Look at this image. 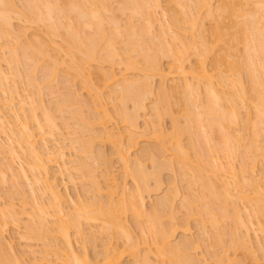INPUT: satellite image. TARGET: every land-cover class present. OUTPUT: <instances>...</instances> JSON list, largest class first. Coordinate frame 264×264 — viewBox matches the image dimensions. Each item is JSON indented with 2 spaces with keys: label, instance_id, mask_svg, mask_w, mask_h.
<instances>
[{
  "label": "bare ground",
  "instance_id": "bare-ground-1",
  "mask_svg": "<svg viewBox=\"0 0 264 264\" xmlns=\"http://www.w3.org/2000/svg\"><path fill=\"white\" fill-rule=\"evenodd\" d=\"M20 1L23 2V7L22 5L21 7L22 9L24 8V12L23 10H21V12L19 13L23 15L24 19L22 15L17 12V8H15L16 5L13 1L0 0V35H2L1 37L5 38V42H3L2 46L0 45V51L2 56H8L7 59L1 57L2 59L0 60V62L2 60H5L4 62L7 63V71H4L3 68L1 69L0 66V90H2L0 92L3 93V95L6 93L5 91H7L6 88L8 86L5 85H7V80L10 74L15 76L17 80H25L27 84L32 88L39 86L38 89H40V87L43 88L44 86L45 88L47 86L49 87L51 80L49 81L48 79H54L57 71L59 69L60 71L63 70V72L65 71L68 74L72 75H69L71 79L73 77L74 80L77 79L76 81L79 80L81 84L84 85L83 88H85V90L88 92L89 100L93 99V107L100 108L98 113H96L99 114L100 117L97 119H93L91 123L88 122L89 120L87 121L88 117H85L86 115H84V112H82L83 109L78 106L79 103L81 104V106H85L87 104L88 109H91V101L89 102L88 100H85L87 103L83 101L85 102V105H82L83 102L76 101V103L79 102L77 103V106L83 113V116L79 110L74 112L75 110H77V107L75 106L76 103L71 104L68 101V99L70 98L69 94L65 95L68 97H63V99L65 98L64 100L61 99L63 101L61 102L63 106H71V110L72 107L76 108H73L72 110L76 115L73 114V112L68 111L69 113H71L70 115L68 113V117L71 116L72 119L74 118V115L78 117V120L76 118L75 120H73L74 122L77 120L75 123L73 122L75 124V127L76 123L78 124V122L81 120L77 126L79 127L80 124H82L80 128H77L81 130L83 124H87L86 127L90 129V126H92L95 121L110 117L108 107L109 102L101 100L102 91H99L100 87L96 88L92 83L91 85H89V76L93 75V73L91 72L92 70L89 69L91 67L90 64H92V62L94 61L99 63L108 62V59H110V62L112 60L113 63H116L118 59L117 56L119 57V55H121V51L116 49V41H113L114 37H111L110 35L113 34L114 36H119L123 33V30L127 31V33H125L127 34L130 42L126 41V44L129 43L130 45H128V47H126V49L123 51V53H126V56L128 57L125 60L128 61V54H131L129 52H133L138 49L139 52L143 53L141 57H143L142 60L145 62V66L138 69V74L136 76L135 74H133L134 76H131L132 78H127L125 73L121 71L119 74H114L113 72L105 73L104 71L100 70L99 72L94 73L95 78L98 79L99 82L103 84V86H113L111 87L113 89V93L112 90L110 93L116 94L114 93V91L118 92L122 104L131 101L133 104H135L134 106L139 107L137 110L143 107L144 104L142 101L144 100L147 92V95L150 94L151 85H153L151 83H153L152 81L155 77L160 81V87L158 89V91L160 90L161 92H158L159 95H162L159 96V98L161 99L160 102L165 103L167 106V104H169L167 101L168 97L170 98L173 97V95H179L181 93L182 98L180 99L182 100L180 101V103L182 102L184 107L188 106L187 104L195 107L194 109L196 110H193V114L189 113L188 109H186V112H188V114L185 115L187 116V119H184V121H186L185 125L182 128L177 126L178 122L174 119V121L172 122V128L174 132L172 131L171 135H164L165 130L159 124L155 125V127L154 125H152V129H150L151 133L147 132L148 134H152V136H155L158 144L160 142L158 146L160 147V151H162L161 155L163 156V153H166L164 158L160 156V153L158 151L157 153L155 150H153V147V149L144 147V150L142 149L143 152L140 151L141 155L148 158L151 165L155 166V168H153L154 170L167 167L168 170L173 171V169H175L174 164L177 162L179 164L177 166L178 169H180L181 172L184 175L188 176L189 179H191L193 182H197L200 185L201 190H203L202 195L205 193V196L203 195L202 198L199 197L200 200H204V202L202 203H198V201L200 202V200L197 195V197H195L198 199L194 198V201L198 200L197 202L192 201L193 199L190 200L191 198H187V200L184 198V200H181V204L187 201L186 203L188 204L186 205L188 206V208L187 206H185L187 214L197 213L200 215V213L203 211L204 213L201 215L205 214L204 218H208V221L214 228L218 227V220L220 217H218L213 209L210 208L209 203L212 200L221 201L222 199V201L224 202V206L220 207L221 209L219 208L221 210H219L221 216L220 219H224L228 216L230 219V217L232 216L231 219H233L235 222V227L232 232H230L232 240L235 241L234 243H236L237 240V243H239L238 245L236 243L237 247L241 246V249L246 248L247 250L249 246L247 247L246 242L249 240L247 237H249L248 234L250 235L249 232L251 231L250 227H252V225L248 223V220L250 221L249 218L247 221L245 220L248 216L252 217L254 215L253 213L256 212L258 213H256V215H260L261 213V215L263 214L264 217V209L262 207V205L264 204V172H261V174L263 175H259L262 178L256 177V170L254 169L256 168L257 164L259 162H262L263 160L258 161L259 157L256 158L255 155L258 150L256 151V153L255 151H253L256 158L255 160L258 162L257 164L255 163L256 166L253 163V167L251 169H248V163L246 165V163L244 162L247 168H245L243 163L244 167H242L245 169L239 168L240 171L237 172V168L235 170L236 166H233L234 160L232 159L237 158V148L241 145V141L238 142L240 138V135L238 133L239 129L237 133L235 130L242 126L241 125L238 127V125L241 124L240 122L243 121L240 115V108L243 105L252 110V116L249 115L251 113L247 112L249 116L247 117V120L245 119L249 127L245 123L243 124L246 125H244L245 128L248 127V130L250 129V131L252 130V132L255 131L252 134V136L254 135L255 137V140L253 139V141H256V137H259L262 132L264 135V72L263 74L261 73L262 75L260 74L259 76L258 74L256 76L255 69H253L252 67V65L256 64L255 62H259L262 65L264 64V0H197L196 4H198V7L196 6L195 11L191 10V6L189 5V7L186 4L189 3V0H180L182 1L181 3H178L177 1L175 2V5L179 8V12L183 11V13H180L183 16L184 23L187 24V26L181 29V32L177 31L179 29L176 30L174 27L173 28L176 31L173 28L170 29V23L168 24L169 26L167 25V23L165 24L166 30H163V28L161 27L163 26L162 24L164 22H159L161 18H158V11L156 12V9H160V0H118V2L120 3H118L119 9L117 8V11H122V13L124 11H128V13H130L131 15L128 19V21H130L128 23L126 22L127 24H125L126 26L124 27V24H122L123 28L121 25L122 22L120 23V20L118 21V18L116 19L115 15H113L114 13H110L109 11V6L111 5V3L109 5V2L111 0ZM214 3H216V5L212 6V4ZM186 5L189 9L185 7ZM109 13L110 18L108 17ZM19 15H21L22 17L21 20L30 24H44L45 26H43L44 28L46 27L45 29L47 31V37H43L39 35V33H35L33 34L34 36H30V39L27 35L25 26H20L22 28L19 27L20 29L16 28L15 30L12 27L13 25L11 20L15 19L13 17H16L20 20L21 17L19 18ZM136 16H140V19L144 20L145 26L142 27L143 29H140L139 27L138 29L137 27H135L136 25L133 22L134 20L131 21V17ZM162 16H164V14ZM63 20H65L66 22ZM106 20L109 22V24L111 23L110 26L112 29V34L110 33V35H108L109 32L105 33L106 29L103 26ZM207 20H212V26L211 28L209 27L210 31L208 30L209 32H207L208 35L203 33V31L205 30L203 29V26L205 25L204 22ZM156 23L159 24L158 28H161V31L158 30L160 31V33L157 32V35L159 37H156H158V40L155 38L153 33L155 31L153 30V28L155 27ZM175 23L177 24L178 20L173 18V20L171 21V25ZM86 28L89 29L90 32L92 30L93 34L89 32L87 34L90 35H86ZM151 29L153 30V32L151 31ZM144 30H146V32ZM149 33H151V36H153L155 39L153 40V37H151L150 39L153 41L150 40V42L145 43L149 39H146L145 41V39H142V37L144 35L150 36ZM56 37L60 38V44L56 43ZM155 40L158 41L155 43L156 45L158 43V47L152 46ZM144 43L145 46L146 44H148L146 47L143 46L146 50H144L142 47ZM238 43H243V49L245 48L247 52V54L246 52L244 53L246 54V57L244 58L243 56L241 62L244 59L245 63L244 61L242 63L243 67L245 68H243V71L246 72L244 73L246 74V78H248L247 81H249V83L247 84V87L250 85L249 88H246V86L243 85L239 78L240 76L237 75L239 74L237 70L240 68H238L239 62L235 63V61H238V57H233L234 59H230V61L227 60L229 59V57L232 58V56L237 55L235 53L239 50V47H237ZM150 44L152 48L154 47V49H159V51L156 50L158 52L157 54L156 52L154 53L153 50V52L151 51L152 48L151 46H149ZM159 44L162 45L161 48L165 47V52L162 49V51H160ZM22 45H24L25 47H22ZM19 47H22V49H19ZM158 54L161 55V58L169 57L167 58L169 59V62L167 63L166 68L162 67L159 58L160 56H158ZM260 55L263 57H261ZM192 56L195 57V64L186 65V62H188ZM131 57L132 55H130V58ZM208 57L209 59L211 58V62L207 66L206 59ZM119 59L121 60V58ZM29 60H33L31 61L32 66L30 65ZM27 61H29V64L27 63ZM132 61H128L129 63L127 65H124V69H136L134 68V63H136V61ZM12 63L17 65L21 63L22 66L25 64L24 66L27 65V67L23 70L24 72L22 71L21 73L19 71L20 69H17V65L15 66V69L11 67ZM41 63L42 65L43 63L46 64L44 70L46 68L45 73H47L48 76L45 74L41 82H39L40 80L37 81L35 79L34 70L31 69L39 64L41 65ZM28 65L30 66V68ZM221 66H224L226 68L223 72H220L218 70V68H220ZM233 69H235L234 72L232 71ZM227 71H230V73L232 72L234 74L236 71L237 74H235V76H232V73L230 75V73L228 72V76ZM230 76L236 78H232L233 80H228L227 78ZM168 78L169 80L171 78L170 82L172 83H168L167 87L165 81L168 80ZM216 78H218L219 80L216 81ZM40 83H42L44 86L42 87ZM3 85L6 88H3ZM217 85H221V88L218 89L217 87L219 86ZM167 88L170 90V93L167 91ZM36 89H34V92ZM91 90H94V94L90 93ZM38 91L39 90H37V92ZM41 91L38 92V95L34 94L35 98L34 96L32 97L31 94H25V97L22 98L21 94H18L16 90L15 92H13L14 95L8 92L6 94H8L9 96L5 94V96L7 97L4 96L3 98V101L5 103L2 101L4 104L2 105L1 103L2 106L0 105V133L4 136L3 138L5 139L2 141L4 142V144L0 141V154L3 152V154L7 153L9 160L12 163V165L10 163H7V165H5L6 163H4V167L2 166L0 168V179L1 181L5 179V175H7V173L10 174V177H6H9L11 179L13 178L12 180H19L20 178H22V180L27 183V186H29L28 192L30 193L29 196H31V198H29L31 201H29L30 204L25 201L22 202L21 200L23 206L21 208L23 210L25 206L27 208V205H23L27 203L29 205L28 207L31 214L26 212L28 209H26V213L22 209L21 211L16 210L13 203H10V201L7 202V205L3 203L5 206H2V204H0V264H25V258L23 259L22 255L21 257H18L19 255L16 256V254L14 253L15 251H13L14 249L12 247V243L4 239V234L8 230L7 228L9 224V221L6 219V217L9 216L10 224L18 228L19 221L21 220L20 215L22 214H26L29 220L28 223L30 222V220L32 221V224H26L27 227L23 225L25 227L24 229H27L31 225L29 227L30 229L28 228L27 230L33 233V235L36 234L37 237L39 236L44 242V248L42 252H40L43 255L40 256L39 260L37 261H43L47 259V256L53 255L54 260H59L60 264H121V260H123L122 258H124L125 256L128 258L129 256L132 259L136 258L135 260H137L138 264H209L207 263V259L203 258V260L201 257L202 261H204L201 263V260L198 261L199 259L197 260L196 257L192 256L193 252L190 253L191 251H196V248L200 247L199 241L203 243V239H201V236H197V239L195 240L194 238L196 237L191 238L190 236L189 239L185 238L188 235L186 234L188 233V229L186 227V229L184 228V231L182 229V233L186 234V236L182 234L183 237L181 239H184L182 241L178 240L177 243L174 244L173 241L176 242V240H172V238H174L173 236H175L174 231H177V225H171L170 227H172V229L169 230L170 227H163V225L158 222L160 215L162 217L165 214L164 209L167 208V210H169L170 208L171 210L173 208L172 204L174 203L172 201L173 199H176V191L178 190L174 188L172 190L173 192L171 191L172 193H174H171V197H169L167 193H165L167 196L165 195L163 197L162 195V199L160 197L159 201L156 200L155 204L152 203L153 207L151 206V208H154L155 206H161V208L158 209H161L164 212L161 210L159 211L155 207L156 210H154L157 212H154L150 208V210L154 212L153 214H151L152 216L149 215L150 213H146V204L144 203L143 194L147 193V191L150 190V187L148 186L149 178L156 181H154L156 188H160V180L158 181V171H151V173H147V170H144V165L142 166L141 164L143 160L141 161L138 158L139 156H134V159L129 157L130 151H132V149L136 145V141L134 140L135 138L131 134L132 132L130 128H136L135 124L137 123V120L135 123V116L138 117V115L136 114L138 112H135L136 110H134L133 113H128V111H126L124 107V104H121L122 106L120 105V107H118L117 109L119 111V116H121V122L126 125L125 127L128 128L127 130L124 127V131L122 130L120 132L117 131L118 133H113L111 129L109 130L104 125V123L98 122V124L101 126V137L99 135V139H101L102 136H104L102 139L105 138L106 140L113 138L114 135H116L117 137V143L115 145L116 147L114 146V151L117 160L121 165V178H123L119 190L116 189L118 185L117 183H115L116 179L111 172L106 173L101 181L97 180V177H91L90 175H88L90 176L87 178L91 190H84L83 192H86L85 194L87 196L91 191L93 192V195H89L88 198L86 197L83 200L81 199V201L78 200V202L76 200V202L74 201L71 204V201H73V199L69 201L70 199L67 196L68 194L66 193V195L65 193H61L58 190L57 185L54 183L53 178L50 176L49 165L52 163L58 165L60 160L62 163V167L64 166L63 168H65L64 170H67L70 173L73 162L71 163V167L67 166L68 163H70L68 160H66L67 153H70L68 149L73 150L74 152L77 149L76 152L80 151L78 154L87 155L88 153L85 150H87L89 146V144H87L89 140H87L86 143V140L85 142L82 141L83 138H80L81 140L79 139V136H77L75 131L77 128L75 129V127L72 126L75 129L72 130L73 128H71L69 126V123H67L70 118L65 119L66 121H63L61 123L67 130L66 135L70 136L68 137V143H64L65 137H61L63 140H61V138H59V140L54 137L55 135L53 132L58 129V123H56L55 121V115L53 119V113H49L51 114V116L48 114L51 109H48L49 111L43 109V104L39 98V93ZM166 91L168 92V94ZM50 93L53 92L50 91ZM93 95H95V97H93ZM177 97L178 96H176V98ZM14 100L16 103L14 102ZM72 100L73 99H71L70 101ZM73 102H75V100ZM196 103H198L199 105H197ZM3 107L5 109L7 108L9 117L6 116L7 114L5 113V111H2ZM60 109L61 108L59 107V112L57 113H61L62 110L60 111ZM67 109L69 110V108ZM241 109L246 108H244L243 106V108ZM38 110L41 111L39 112L41 113L39 115ZM78 113H81V115H77ZM170 113V110L168 108H165L163 111H156V116L157 118H161L165 114ZM40 117L42 120L40 119ZM10 118H12V120ZM28 120H31V122L34 124L37 133H34L31 130ZM149 123L146 122V124ZM98 124H94V126H98ZM68 126L70 128H68ZM82 129L84 130V128ZM85 131L87 132L90 130ZM80 132L82 133V131ZM124 132L126 135H124ZM77 133L79 132L77 131ZM180 133H188V135L194 136L193 138L195 140L199 137L204 138L206 142H208V144L210 143L209 146H212V148L208 147L210 149L206 150L207 153H196L194 162H192L193 160L190 161L187 156L188 154L183 151L180 139L179 137H177L180 135ZM234 133L237 134V138ZM215 135L217 136V138ZM95 137L96 136H94V139ZM124 139L125 141H127L125 142V145ZM214 139L215 144L213 142ZM195 140L192 141L195 142ZM262 141L264 142V140ZM3 145H5V149H3ZM189 145H192V143H190ZM254 145L256 146V144L252 143L253 148ZM252 146L247 148L246 151L252 148ZM219 147L221 148L219 149ZM16 148H18L25 157H22L18 153ZM78 148H80L81 150ZM256 148L257 146L254 148V150ZM89 149L90 147L88 148V150ZM90 151L91 150H89V152ZM155 152L159 155L158 159ZM249 153L250 152L248 151L246 152L247 155ZM251 154L252 153H250V155ZM259 154L260 153H257V156ZM161 157L163 159H160ZM130 158L133 160H131ZM14 160H18L19 164H17L16 161L15 163L17 164V166L15 167L16 169L13 170V164L15 165V163H13ZM158 160H162V162H159ZM174 160L176 161L174 162ZM0 161H2V158ZM262 163L263 164L260 163L261 167H264L262 166L264 165V161ZM81 165L84 168L83 163L80 164V166ZM23 166H25L26 169H28L32 173L31 177L28 176L29 174H27L26 172L28 170H25V167ZM71 170L73 172V168ZM82 175L84 174L80 175L82 178L85 177ZM18 176L20 178H16ZM70 176H68V178ZM127 177H131V180L135 182V184L137 183L136 188L133 190L134 193L133 191H131L132 193L130 192L129 194L126 190L125 179ZM216 180H218V182ZM42 195H47V200H45V198L43 200ZM82 195H84V193H82ZM102 196L104 197V199L102 198L103 200L100 198ZM204 198H206L207 202ZM78 199L80 198L78 197ZM237 200L238 202L239 200L241 201L240 204H242V208H240V204V207H238V205L236 204ZM68 201L69 204H71L70 206H67ZM228 201H231L232 204L231 210H229L231 214H229V212L227 211V207L229 206V204H227ZM261 201L263 202L262 204ZM225 205L228 206L225 207ZM250 207L252 210L250 209ZM253 207L255 208L256 212L253 211ZM247 208L250 211H248ZM150 210L149 212H151ZM170 210L167 211L169 215H171ZM194 210L197 211L194 212ZM249 212H252V214L249 215ZM127 213H130V216L132 215L133 218L137 221L135 225H137V228L139 227L138 230H140V235L143 237L142 243L144 244L143 246L145 249V253L143 252V254H138L139 250L137 246L133 244L131 234L129 230H127ZM243 214L245 215V217L247 215L246 219L243 218ZM261 215L259 217H261ZM153 217H155V219H153ZM147 218H150L152 224ZM169 219L171 220L172 218L169 217ZM262 220L264 221V218H262ZM81 221L86 222V224H94L96 222L98 224L97 227H99V229L101 230V233H103L105 237H109L110 239V241L109 239L104 242L102 241L104 244L101 243L102 246L99 250L101 251V253L98 251L97 253L99 254H95L96 256H94V258L88 256L87 250H85V248L82 249V252L78 253V251H76L72 246V242L70 240L71 234L69 231L72 227H75L76 234L80 239L83 240L82 242H85L86 240L85 235H83V229L81 228ZM144 222H146L147 224L149 222V233L144 229V226H142ZM154 222L157 224L154 225ZM240 227L244 228V230L242 229L244 233H242L243 231L241 230L242 232L240 233L243 234V237L240 236L238 238L237 229H239ZM27 230H25V233L29 234L30 232L27 233ZM144 230L150 236H148ZM261 231L262 229L259 230V232L262 234L263 231ZM145 234L148 236V238H151L150 245H152V247L148 245V238ZM202 234L204 235V233ZM245 236L246 238H244ZM94 237L98 238V236ZM121 238L124 239V243H127L125 245L128 246L118 245V241ZM89 239L96 242L94 238L92 240V237L87 238V240ZM57 240L61 242L62 245L59 246L58 243L54 242ZM111 240H113V243L111 242ZM195 242H198V245ZM3 244L5 245V248L2 247L4 246ZM30 250L31 249H29V251ZM30 253H33V251H30ZM225 254L226 251L223 252V256ZM137 255H141V257H137ZM223 256H221L217 264H222L224 262V257L225 260H228V257L226 255L224 257ZM33 258L32 260L35 261L36 259ZM47 263H49V261Z\"/></svg>",
  "mask_w": 264,
  "mask_h": 264
},
{
  "label": "rangeland",
  "instance_id": "rangeland-1",
  "mask_svg": "<svg viewBox=\"0 0 264 264\" xmlns=\"http://www.w3.org/2000/svg\"><path fill=\"white\" fill-rule=\"evenodd\" d=\"M11 1H13L14 2V4L16 5L15 6V8H17L16 10H17V12L19 13V12H21V10H23L22 9V7H23V2H21L20 0H11ZM120 1V0H119ZM178 1V3L180 2H182V1H180V0H160V9H162V10H158V9H156V12H157V16H158V18L160 19L161 18V20L159 21L160 23H161V21H163L164 23L162 24L163 26H161L162 28H163V30H166L165 28V24L167 23V25L169 24L170 25V29L171 28H175L176 30L177 29H179V30H177V31H179V32H181V29L182 28H184L185 26H187V24L186 23H184V19H183V16H182V14L180 13V12H182L183 13V11H180L179 12V8L175 5V2H177ZM190 2H191V4H190ZM110 3H111V5H110ZM118 3H120V2H118V0H111L110 2H109V11H110V13L111 12H113L114 14L113 15H115V18L117 19L118 18V21L120 20V23H121V25L122 24H124V27L126 26L125 24H127L129 21H128V19H129V16H131L130 15V13H128V11H124L123 13H122V11H120V12H118L117 11V8L119 9V7H118ZM197 3V0H189V3H186L188 6L190 5L191 6V10H193V11H195L196 10V6L198 7V4H196ZM21 5H22V7H21ZM185 6L186 8L188 7V6ZM195 5V6H194ZM213 5H216V3H214V4H212V6ZM189 6V7H190ZM187 9H189V8H187ZM162 11V12H161ZM23 12H24V10H23ZM22 12V13H23ZM110 13H109V18H110ZM19 14H21V13H19ZM24 14V13H23ZM164 14V16H162ZM22 15V14H21ZM21 15H19V18L21 17ZM112 15V16H113ZM215 15H216V12H215ZM117 16V17H116ZM22 17H23V15H22ZM22 17L20 18V20L18 19V18H16V17H13V18H15V19H13V20H11L12 21V27L16 30V28L17 29H20V28H22V27H24L25 26V28H26V31H27V35L29 36V38H30V36H34L33 34H35V33H39V35H41V36H43V37H47V31H46V27L44 28V26L43 25H41L40 23V25L38 24V25H36V24H30V23H28V22H25V21H23V20H21L22 19ZM141 17L139 16H136V17H131V21H133L134 23H135V27H139L140 29H143L142 27H144L145 25V23H144V20L143 19H140ZM173 18H175V19H177L178 20V23L176 24H172L171 25V21L173 20ZM23 19H24V17H23ZM63 21H65V20H63ZM107 21V20H106ZM104 22V28L106 29V31H105V33L106 32H109V34L108 35H110V33L112 34V29H111V23L109 24V22L107 21V22ZM109 21H110V19H109ZM66 22V21H65ZM127 22V23H126ZM214 22V21H213ZM205 23V25L203 26L204 28L203 29H205L204 31H203V33L204 34H206V35H208L207 34V32H209L210 31V29H209V27L211 28V26H212V20L211 21H209V20H207V21H205L204 22ZM168 25V26H169ZM214 25V24H213ZM20 26H22V27H20ZM157 26V27H156ZM158 26H159V24L158 23H156L155 24V27L153 28V30H155L154 32H153V30L151 29V31L154 33V36H155V38L158 40V35H157V32L158 33H160V31H161V28L159 29L158 28ZM20 27V28H19ZM109 27H110V29H111V31H110V29H109ZM122 28H123V25H122ZM138 28V29H139ZM173 28V29H174ZM145 29V28H144ZM147 29V28H146ZM174 29V30H175ZM85 30V29H84ZM83 30V31H84ZM123 30V29H122ZM158 30H160V31H158ZM175 30V31H176ZM209 30V31H208ZM85 31H87V32H85ZM84 32H85V34L86 35H90V34H87V33H89L90 32V30L89 29H87L86 28V30H85ZM145 32H146V30H144ZM46 32V33H45ZM93 31L91 30V32L90 33H92ZM123 33L121 34V35H119V36H114L113 34L112 35H110L111 37H114L113 38V41H116L115 43H116V49H118L119 51H121V55H119V57L117 56V58L119 59V58H121V60L119 59V61H118V59H117V61H116V63H113V61L111 60V62L109 61L110 59H108L107 61L108 62H103V63H99V62H92V64H90L91 65V67L89 68V69H91L90 71L93 73V75L92 76H89V79L90 80H88V82L90 81V84L89 85H91V83L94 85V87H96V88H98V87H100V90L99 91H102V98H101V100H103V101H108L109 103V105H108V107H109V115H110V117L108 118V117H106V118H102L101 120H98V121H95V123L94 124H98V122H101V123H104V125L110 130L111 129V131L113 132V133H116L117 131H124V127L126 126L124 123H122L121 121V116H119V111H118V107H120V105L122 104L121 102L122 101H120V95H119V93L118 92H115L114 91V93H116V94H111L110 92H111V90H112V93H113V89L111 88V87H113V86H103V84H101V82H99V80L98 79H96L95 78V74L94 73H96V72H99V70L100 71H104L105 73L106 72H113L114 74H119L120 73V71L121 72H123V73H125V75L127 76V78L129 77V78H132L131 76H134L133 74H135V76L138 74L137 73V70L138 69H140V68H143L144 66H145V62L142 60V58L143 57H141L142 56V54L143 53H141V52H139V50L138 49H136L135 51H133V52H129V53H131V54H128L129 55V59L132 61V60H135L136 61V63H134L135 64V67L134 68H136V69H124V65L126 64H128L129 62H130V60L128 59V61L127 60H125L126 58H128L126 55V53H123V51L126 49V47H128V45H130L129 43H127L126 44V41L128 42L129 41V38L127 37V31H122ZM126 32V33H125ZM151 32V33H152ZM151 33H149V35L150 36H146V35H144L143 37H142V39H145V41H146V39H149L147 42H145V43H148V42H150V38L151 37H153V36H151L152 34ZM46 34V35H45ZM93 34V33H92ZM125 35H126V37H125ZM2 35H0V45L2 46V44H3V42H5L4 41V37H1ZM156 36H158V37H156ZM205 36V35H204ZM238 36V35H237ZM184 37V36H183ZM57 38V37H56ZM59 38V37H58ZM58 38L57 39H55V41H56V43L57 44H60V38H59V40H58ZM154 37L152 38L153 40L155 39ZM31 39V38H30ZM29 39V40H30ZM160 39V38H159ZM27 40H28V37H27ZM153 40H151V41H153ZM157 40H155L154 41V43L152 44V42H151V44H152V46H155V47H158L157 45H158V43H157V45L155 44L156 42H158ZM130 42V41H129ZM145 43H144V45H142V47L144 46V47H146L148 44H146V46H145ZM151 44L149 45V46H151ZM127 45V46H126ZM161 44H159V47H160V51H164L165 52V47L164 48H161L162 47V45L160 46ZM0 46V47H1ZM24 45H22V47H23ZM152 46H151V48H152ZM22 47L20 48L19 47V49H22ZM25 47V46H24ZM144 47H143V49H144ZM237 47H239V50L235 53V54H237V55H235V56H232V58H230L229 57V59H227V60H229L230 61V59H234L233 57H238V61L236 60L235 61V63H237V62H239L238 63V68H240V69H238L237 71H238V73L239 74H237V72L235 71V74H237L238 76H240L239 78H240V80H241V82L243 83V85L244 86H246V88H249V86L247 87V84L249 83V81H247V79L248 78H246V72L245 71H243V68H245V67H243V61H244V59H243V61L241 62V59H242V57L244 56V58L246 57V54H247V52H246V49L244 50L243 49V43H238V45H237ZM150 48V49H151ZM142 49V50H143ZM162 49V50H161ZM144 50H146V49H144ZM143 50V51H144ZM154 51V53L156 52V54L158 53L157 51H159V49L157 48H155L154 49V47L151 49V51ZM157 50V51H156ZM244 50V51H243ZM101 51V50H100ZM150 51V50H149ZM152 51V52H153ZM99 52V51H98ZM147 52V51H146ZM246 52V54H244ZM100 53H102V52H100ZM162 53V52H161ZM153 54V53H152ZM244 54V55H243ZM0 60L2 59L1 57H4V55L2 56V54H1V51H0ZM97 55H100V54H97ZM96 55V56H97ZM102 55V54H101ZM130 55H132V57L130 58ZM6 56V55H5ZM158 56H160L159 58H160V61H161V65H162V67L163 68H166L167 67V63L169 62V59H167V58H169V57H167V58H165V57H162L161 58V55H159L158 54ZM211 56V55H210ZM261 56V55H260ZM212 57V56H211ZM261 57H263V56H261ZM8 58V56H6V57H4V59H7ZM115 59H116V56H115ZM240 59V60H239ZM211 60V58L209 59V57L206 59V65L208 66L209 65V63L211 62L210 61ZM5 61V60H4ZM3 60L0 62V66H1V69L3 68V70L5 71H7V63H5ZM30 61V60H29ZM29 61H27V63L29 64ZM31 61H33V60H31ZM31 61H30V65L32 66V64H31ZM228 61V62H229ZM232 61V60H231ZM33 63V62H32ZM132 63H133V61H132ZM244 63H245V61H244ZM256 64H254V65H252V67H253V69H255V74H256V76L259 74V76H260V74L262 73L263 74V72H264V64L262 65V64H260L259 62H255ZM195 64V57L194 56H192L191 58H190V60L188 61V62H186V65H194ZM17 64H13L12 63V66L11 67H13L14 69H15V66H16ZM25 65V64H24ZM22 66V64L21 63H19V65H17L16 67H17V69L22 73V71L24 70V69H26V67H27V65L26 66ZM41 65H42V63H41ZM40 64L39 65H37L36 67H34V68H32L31 70H34V76H35V79L37 80V81H39V82H41V80L43 79V76L46 74L47 75V73H45V71H46V68H45V70H44V67H45V65L46 64H44L43 63V65L41 66ZM29 66V65H28ZM261 66V67H260ZM236 67H237V64H236ZM29 68H30V66H29ZM209 68V67H208ZM226 68L224 67V66H221L220 68H218V70L220 71V72H223L224 70H225ZM234 70L235 69H233L232 71L234 72ZM24 72V71H23ZM48 72V71H47ZM228 72L230 73V71H227V74H228ZM241 72V73H240ZM245 72V73H244ZM58 73V74H57ZM57 73H56V76L54 77V79H52V78H50V79H48L49 81L51 80V83H50V85H49V87L47 86L46 88H45V86L42 84V83H40L41 85H42V87L43 88H41L40 87V89H38V87H35V88H32L31 86H29L28 84H27V82L25 81H20V79H16V77L15 76H13V75H11L10 74V76H9V78H8V82H7V85H5V86H8L7 88L6 87H4V85H3V88H6V90L8 91V89H9V93L10 94H12V95H14V93L13 92H15V90H16V92L18 93V94H21V96H22V98H24L25 97V94L26 95H28V94H31L32 95V97L34 96V94L35 95H38V92L39 91H41L40 93H39V95H40V101L42 102V104H43V109H45L46 111H49L48 109H51L50 110V112H48V114L49 113H53V119H54V117H55V121H56V123H58L57 124V126H58V129H56L53 133H54V137L55 138H57V139H59V138H61V137H65L64 138V143H68V137H70V136H67L66 135V132H67V130H66V128H65V126L63 125V124H61L63 121L65 122L66 120L65 119H67V118H70L69 120H68V122L67 123H69V126L71 127V128H73V127H75V122L78 120V117L77 116H75L76 114L74 113V112H76V111H78L79 110V107L78 106H80L81 107V109H83L82 110V112H84V115H86L85 117H88L87 118V121L88 122H91L92 123V121H93V119H97V118H99L100 117V115L99 114H96V113H98V111L100 110V108L99 107H93V105H92V100H89V96H88V92L85 90V88H83V84H81V82L79 81H76L77 79H73V77H72V79H71V77L69 76V75H71V74H68L67 72H63V70L62 71H60V69L57 71ZM232 73V72H231ZM231 73H230V75H231ZM67 74H68V76H67ZM234 73H232V76H235V74L233 75ZM241 74V75H240ZM261 74V75H262ZM48 76V75H47ZM46 76V77H47ZM72 76V75H71ZM228 76H229V74H228ZM237 76V77H238ZM45 77V78H46ZM232 78H236V77H228L227 79L228 80H233ZM46 79V80H47ZM98 80V81H97ZM219 79L218 78H216V81H218ZM166 81H169V82H166ZM165 81V83L167 84V87H168V83L170 84V83H172V82H170L171 81V78H170V80H169V78H168V80H166ZM14 82V83H13ZM153 83H151V84H153V85H151V92H150V94L149 95H147V93H146V95H145V98H144V96H143V98H144V100L142 101L143 102V109L141 108V109H139V110H137L139 107H137V106H134L135 104H133L131 101H128V102H126L125 104H124V107H125V109H126V111H128V113H133L134 112V110H136L135 112H138V113H136L137 115H138V117L137 116H135L136 118H135V123H136V120H137V123L135 124L136 125V128L135 129H133V128H130L131 129V134L134 136V140L136 141V145H135V147L132 149V151H130V156L129 157H131V158H133L134 159V156L135 157H138L141 161H142V166L144 167V170L146 171L147 170V173H151V171H158V181L160 180V188H156V186H155V180L154 179H150L149 178V183H148V186L150 187V192L149 191H147V193H145V194H143V197H144V203L146 204L145 206V209H146V213H150L149 215H151V214H153L154 212H157V211H155L156 209H158V208H161V206L160 207H157V206H155L156 207V209H155V207L154 208H151V206L153 207V204L152 203H154L155 204V202H156V200L157 201H159V199H160V197H161V199L166 195L165 193H167V195L169 196V197H171L170 195H171V193L173 192L172 190L175 188L176 190H178V191H176V199H173V203L174 204H172V209L170 210V208H169V210H170V214L172 215H169V213L167 212V211H169V210H167V208L166 209H164L165 210V214L163 215L162 213V217H161V215H160V218H159V220H158V222H160L162 225H163V227H166V228H169L171 225H173V224H175V226L177 225V231H174V235L175 236H173L174 238H172V240L173 239H175L176 240V242H174L173 241V243L175 244V243H177V241L178 240H183V239H181L183 236H182V232L184 231V228L186 229V227H187V229H188V233H186V234H191V235H187V237H185V238H190V236H191V238L193 237H196V238H194V240L195 239H197V236H201V239H203L202 240V242L203 243H201V241H199V245H200V247H198V248H196V251H191L190 253H192L193 255V257H196V259L198 260V261H200L201 263L202 262H204V261H202V259L203 258H205V259H207V263H209V264H217L218 263V261H219V259L221 258V256H223V252H225L226 251V256L228 257V260H225V255L223 256L224 258V262L222 263V264H264V221L262 220V218H264L263 217V214L261 215V213H260V215H261V217H259L260 215H256V210H255V208L253 209V211H255L256 213H253L254 215L252 216V217H250V216H248L247 217V215H246V217H247V219H246V217H245V213L243 214L244 216H243V218H245L246 220L245 221H247L248 220V218L250 219V221L248 220V223H250L251 225H252V227H250L251 229V231L249 232L250 233V235L248 234V236L249 237H247L249 240L246 242V244H247V250H246V248L245 249H241L240 247H237L236 246V243H237V240H236V243H234L235 241H233L232 240V236L230 235L231 233L230 232H232V230L234 229V227H235V225H234V220L233 219H231V217H230V219H229V216L228 217H225L224 219L222 218V219H220L221 218V216H220V212H219V210L221 209L220 207H222V206H224L223 205V201H222V199H221V201H215V200H212L209 204V206H210V208L211 209H213V211L216 213V215L218 216V217H220L219 218V220H218V222H219V224H218V227H216V228H214L213 226H211V224H210V222L208 221V218H204V215H201V214H203L204 212L202 211H200L201 213H200V215L199 214H197V213H193V214H187V211H186V207L185 206H187L186 204H188V203H186L187 201V198H191L190 200H192V201H194V198H196L197 197V195H198V198L200 197V198H202L203 197V195L205 196V193L202 195V191L203 190H201V187H200V185L196 182H193L191 179H189V177L188 176H186V175H184L182 172H181V170L180 169H178V163L176 164H174L175 165V169H173V171H170V170H168L167 169V167H165V168H158V169H160V170H158L157 168V170H154L153 168H155V166H153V165H151V163H150V161L148 160V158H146V157H143L142 155H141V152H143V150H144V147L145 148H150V149H153V150H155L156 152L158 151L159 153H160V156H162L161 154H162V151H160V147L158 146L159 144H160V142H159V144H158V141L155 139V136L153 135L152 136V134H148V133H151V130L150 129H152V125H154V127H155V125H157V124H159L164 130H165V133H164V135H167L168 136V134H170L171 135V133H172V131L174 132V130H173V128H172V122L174 121V119L178 122V125L177 126H179V127H183L184 125H185V121H184V119L186 118L187 119V116H185V115H187L188 114V112L189 113H192L193 114V110H196V109H194L195 107H193L192 105H189V104H187L188 106H186V107H188V108H186V107H184V105L182 104V102L180 103V101L182 100V99H180V98H182V94L180 93L179 95H173V97H168V99H167V101H168V103L169 104H167V106H166V104L165 103H163V102H160V98H159V96H162V95H159V93L158 92H160V90L158 91V89H159V85H160V81L158 80V78H154L153 79V81H152ZM92 85V86H93ZM217 86H219V85H217ZM216 86V87H217ZM221 86V85H220ZM217 87L218 89H220L221 87ZM51 87V88H50ZM0 88H1V86H0ZM37 88V89H36ZM222 88H223V86H222ZM34 89H36L35 90V92H34ZM168 89V88H167ZM37 90H39L38 92H37ZM0 91H2V90H0ZM7 91H5L6 93H8ZM50 91L51 92H53V93H50ZM168 92L170 91L169 89L167 90ZM166 91V92H167ZM168 92H167V94H168ZM1 93V92H0ZM5 93V94H6ZM90 93L91 94H94V90H91L90 91ZM161 93V92H160ZM170 93V92H169ZM5 94L3 95V93H1L0 94V105H1V103H2V105L5 103L4 101H3V98H4V96H5ZM66 94H69V96H70V100L71 99H73L72 101H70L69 99H68V101L72 104H75L76 103V101H79V102H83V101H91V104H90V107H91V109H88V106H87V104L85 105L84 103L86 102H83L82 103V105H85V106H81V104L79 103V102H77V103H79L78 104V106H77V103L75 104V106L77 107V110H75L74 112L72 111L73 110V108H75V107H72V110H71V106L70 107H67L68 105H62L61 104V102H63L62 100H64L63 99V97H68V96H65ZM6 95H8V94H6ZM110 97H109V96ZM112 95V96H111ZM115 95H117V96H115ZM119 95V96H118ZM170 95H172V94H170ZM169 95V96H170ZM9 96V95H8ZM176 96H181V97H179V99H178V97L176 98ZM5 97H7V96H5ZM74 97V98H73ZM93 97H95V95H93ZM92 97V98H93ZM34 98H35V96H34ZM36 98H37V96H36ZM113 98V99H112ZM142 98V99H143ZM184 98V97H183ZM192 98V97H191ZM243 98H244V96H243ZM245 98H246V96H245ZM62 99V100H61ZM79 99V100H78ZM110 99V100H109ZM75 100V102H73ZM80 100H82V101H80ZM178 100V101H177ZM191 100V99H190ZM4 103H3V102ZM67 101V102H68ZM14 102H15V100H14ZM179 102V103H178ZM16 103V102H15ZM64 103H66V102H64ZM63 103V104H64ZM87 103V102H86ZM184 103V102H183ZM68 104V103H67ZM71 104H69V105H71ZM122 104V105H123ZM142 104V103H141ZM195 104V103H194ZM197 105H199L198 103H196ZM1 105V106H2ZM62 105V106H61ZM121 105V106H122ZM169 105V106H168ZM69 108V110L66 108ZM243 106H244V108H246V109H241V108H243ZM242 107H241V105H240V111H241V117H242V119H243V121L242 122H240L241 124L240 125H238V127L239 126H241L240 128H244V129H240V128H237V130H235L236 131V133L238 132V129H239V135H240V138H239V140H238V142H240L241 141V145L240 146H238V148H237V150H238V152H236L237 154V158H234V159H232V160H234L233 161V166L235 167V170H236V168H237V172H239L240 171V169L242 168V169H245V168H247L246 167V165H247V163H248V169H251L252 167H253V165L256 163H258L255 159L257 158V157H259V159H258V161H261V160H263L264 161V150H263V146H264V142L262 141V140H264V135H263V132H262V134L260 135L259 133H260V131H259V137L257 136L256 137V141H253V139L255 140V137H254V135L252 136V134H253V132H255V131H253L252 132V130L250 131V129L248 130V123H247V117L249 116V115H251L252 116V110L251 109H249V108H247V107H245V105H243ZM45 107V108H44ZM56 107H57V109H56ZM61 108L60 109V111H61V113H57V112H59L58 111V108ZM136 107V108H135ZM4 108V107H3ZM2 108V111L4 112L5 111V113L7 114L6 116H8L9 117V113H7V108L5 109H3ZM47 108V109H46ZM56 109V112H55V109ZM165 108H168L169 110H170V114H165L164 116H162L161 118H157V116H156V111H163ZM76 109V108H75ZM186 109H188V112H186ZM248 109V110H247ZM41 110V109H40ZM40 110H38V115L39 114H41V113H39V112H41ZM199 110V109H198ZM68 111H70V112H73V114H75L73 117V119L71 118V116L70 117H68L71 113H69ZM80 111V110H79ZM118 111V112H117ZM251 111V112H250ZM55 112V113H54ZM81 112V111H80ZM81 112V113H82ZM247 112L248 113H251V114H247ZM68 113H69V115H68ZM81 113H78L77 115H81ZM118 113V114H117ZM135 114V113H134ZM246 114H247V116H246ZM50 116H51V114H49ZM55 115V116H54ZM62 115V116H61ZM82 115H83V113H82ZM83 115V116H84ZM191 115V114H190ZM189 115V116H190ZM41 116V115H40ZM42 117V116H41ZM41 117H40V119H41ZM75 118L77 119L75 122L73 121V120H75ZM11 120H12V118H10ZM246 119V120H245ZM42 120V119H41ZM245 120V121H244ZM81 121V120H80ZM79 121V122H80ZM184 121V122H183ZM28 122H29V126H30V128H31V130L34 132V133H37V130H36V127L34 126V124L31 122V120H28ZM74 122V123H73ZM79 122H78V124H79ZM146 122L147 123H149V124H146ZM151 122H153V123H151ZM42 123H43V121H42ZM243 123H245L248 127H244V125L245 124H243ZM77 123H76V127H75V129L78 127L77 125H78ZM82 124V123H81ZM81 124H80V126H81ZM94 124H92V126H90V129L88 128V127H86L87 126V124L86 125H84L83 124V126L81 127V130L80 129H78V128H80V126L75 130L74 128L72 129V130H75L76 131V134H77V136H79V139L81 138H83V142H85V140H86V143H87V140H89V142L87 143V144H89V146H88V148L90 147V149L89 150H91L90 152H89V150H88V148H87V150H85L87 153V155H83V154H78L79 152H76V150H75V152L73 151V150H70V149H68L69 150V152L70 153H67V156H66V160H68L70 163H68V165L67 166H70L71 167V163H72V168H73V172H72V168L70 169V173H69V171H65L64 169L65 168H63L62 167V163H61V161L59 160V164L57 165V164H54V163H52V164H50L49 165V174H50V176L53 178V181H54V183L57 185V188H58V190L61 192V193H67L66 195L69 197V201H71V199H73V201H71V204H72V202H76V200H77V202H78V200L79 201H81V199L83 200V199H85L86 197L88 198L89 197V195L91 196V195H93V192H89V194L86 196V192H83L84 190L85 191H87V190H91L90 189V184H89V181H88V178L87 177H97V180H99V181H101L102 180V178H103V176L106 174V173H108V172H111L112 173V175L114 176V178L116 179L115 180V183H117V187H116V189L117 190H119V188H120V186H121V181H123L122 179L123 178H121L122 177V169H121V165H120V163L118 162V160H117V157H116V155H115V151H114V149H115V145H116V143H117V137H116V135H114L113 136V138H110V139H108V140H106L105 138L104 139H102L104 136H102V140L101 139H99V135L101 134V126L98 124V126H94ZM147 125V126H146ZM149 125V126H148ZM151 125V126H150ZM245 125V126H246ZM68 126V128H70ZM73 126V127H72ZM86 128H85V127ZM94 126V127H93ZM147 127H148V130H147ZM178 127V128H179ZM82 128H84V130L82 129ZM88 128V129H87ZM126 128V127H125ZM261 128V127H260ZM128 128H126V130H127ZM82 131V133L80 132V131ZM85 130H90V131H85ZM262 130V129H261ZM77 131L79 132V133H77ZM84 131V132H83ZM234 131V130H233ZM264 131V130H263ZM148 132V133H147ZM252 132V133H251ZM118 133V132H117ZM236 133H234V135L236 136L237 134ZM75 134V135H76ZM91 134H92V136H93V138H92V136H91ZM124 135H126L125 134V132H124ZM217 135V134H216ZM215 135V136H216ZM238 135V136H239ZM94 136H96L95 137V139H94ZM190 135H188V133L186 134V133H180V135L179 136H177V137H179V139H180V143H181V146H182V148H183V151L186 153V154H188L187 156H188V158H189V160L191 161V160H193L192 162H194V159H195V154L196 153H198V154H203V153H207V151L206 150H208V149H210V148H208V147H211L212 148V146H209L210 145V143L208 144V142H206V140L204 139V138H197L196 140L193 138L194 136H192V138H191V136L189 137ZM218 136V135H217ZM217 136H216V138H217ZM4 136L0 133V141L2 142L3 140H5L4 138H3ZM98 137V138H97ZM100 137H101V135H100ZM195 137H198V136H195ZM253 137V138H252ZM48 138V137H47ZM236 138H237V136H236ZM49 139V138H48ZM66 139V140H65ZM80 139V140H81ZM241 139V140H240ZM50 140V139H49ZM60 140V139H59ZM61 140H63L62 138H61ZM195 140V142H193V141ZM217 140V139H216ZM0 142V143H1ZM125 142H127V141H125V139H124V145H125ZM213 142H214V144H215V139L213 140ZM3 144H4V142H2ZM51 143V142H50ZM49 143V144H50ZM85 143V144H86ZM190 143H192V145H189ZM195 143V144H194ZM252 143H254V144H256V146H257V148L254 150V148L256 147L255 145H254V148H253V146H252ZM194 144V145H193ZM213 144V143H212ZM219 144V143H218ZM217 144V145H218ZM251 144V145H250ZM1 145V144H0ZM252 146V148H250V149H252V150H247L248 152H250V153H252L253 155H254V153H253V151H255V153H256V151H257V153H260L258 156H257V153L255 154L256 155V158H255V155L253 156L252 154L250 155V153L247 155L246 154V149L247 148H249L250 146ZM115 146V147H114ZM193 146V147H192ZM221 146V145H220ZM260 146V147H259ZM262 146V147H261ZM153 147V148H152ZM6 147H5V145H3V149H5ZM218 148V147H217ZM221 147H219V149H220ZM78 149H80V148H78ZM143 149V150H142ZM16 150L18 151V153L22 156V157H25V156H23L24 154H22L21 153V151L18 149V148H16ZM81 150V149H80ZM141 151V152H140ZM246 151V152H245ZM155 152V153H156ZM157 152V153H158ZM220 152V151H219ZM263 152V153H262ZM4 153V152H3ZM3 153H1L0 154V160H1V158H2V161H0V168L4 165V163H6L5 165H7V163H10L11 165H12V163L10 162V160H9V157H8V154L7 153H5V154H3ZM83 153V152H82ZM156 153V154H157ZM171 153V152H170ZM7 154V155H6ZM100 154V155H99ZM139 154V155H138ZM143 154V153H142ZM239 154V155H238ZM165 155H166V153H163V158L165 157ZM2 156V157H1ZM3 156H5V157H3ZM157 156V159L159 158V155L157 154L156 155ZM247 156H248V159H247ZM160 158V159H163V158ZM130 158V159H131ZM142 158V159H141ZM262 158V159H261ZM4 159V160H3ZM133 159H131V160H133ZM224 159V158H223ZM225 160V159H224ZM255 160V161H254ZM6 161V162H5ZM9 161V162H8ZM17 161V162H16ZM159 161V160H158ZM161 162H162V160H160ZM159 161V162H160ZM176 160H174V162H175ZM254 161V162H253ZM262 161V162H263ZM17 163V164H19V162H18V160H14L13 161V163ZM235 162V163H234ZM246 163V165H245V163ZM262 162H259L258 164H257V166H256V164H255V166H256V168H254L256 171H255V174H256V177H261V176H259L260 174H261V172H264L263 170H264V167H261V164H263ZM15 163V165L13 164V170L14 169H16L15 167L17 166V164ZM83 163V165H84V168H83V166L81 165L80 166V164H82ZM243 163H244V166H245V168H243L244 166H243ZM254 163V164H253ZM261 163V164H260ZM19 166V165H18ZM243 166V167H242ZM262 166H264V165H262ZM4 167V166H3ZM23 167H25V166H23ZM164 167V166H163ZM63 168V169H62ZM240 168V169H239ZM262 168V169H261ZM25 170H28V169H26V167H25ZM247 171H250V170H247ZM27 172V174H29L28 176L29 177H31V172L28 170V171H26ZM152 172V173H153ZM68 173V174H67ZM9 173H7V175H5V179H3L2 181H1V179H0V204H2V206H5L4 204H6L7 205V202H9L10 201V203H13V205H14V207H15V209L16 210H20L21 211V207H23L22 206V202L23 201H25V202H27V203H29L30 204V199L29 198H31V196H29L30 195V193L28 192V187L29 186H27V183L26 182H24V180H22V178H20L19 176L18 177H16V178H20L19 180L18 179H14V180H12L11 178H9L10 177V174L8 175ZM70 174H71V176H70ZM81 174H84V175H82V176H85V177H81L80 175ZM239 174V173H238ZM88 175H90V176H88ZM261 175H263V174H261ZM6 176H9L8 178L6 177ZM68 176H70L69 178H68ZM1 178V177H0ZM7 178V179H6ZM219 178V177H218ZM218 178H216V179H218ZM262 178V177H261ZM90 179V178H89ZM220 179V178H219ZM5 180V181H4ZM16 180V181H15ZM13 181H15V182H13ZM52 181V182H53ZM155 181V182H154ZM217 182H218V180H216ZM125 183H126V190H127V192L130 194V192L131 191H133L135 188H136V184H135V182H133L132 180H131V177H127L126 179H125ZM159 186V185H158ZM248 187V186H247ZM86 188V189H85ZM149 189V188H148ZM172 191V192H171ZM250 191V190H249ZM189 192H191V193H189ZM82 193H84V195H82ZM132 193V192H131ZM133 193H134V191H133ZM178 193V194H177ZM191 194V195H189V194ZM172 194H174V193H172ZM162 195H163V197H162ZM166 195V196H167ZM178 195V196H177ZM202 195V196H201ZM173 196V195H172ZM196 196V197H195ZM42 197H43V200H44V198H45V200H47V195H42ZM78 197L80 198V199H78ZM101 199L103 198L104 199V197L102 196V197H100ZM184 198L186 199L185 201V203L183 202L182 204H181V200L183 199L184 200ZM198 198H196V199H198ZM200 198H199V200H200ZM221 198V197H220ZM49 199V198H48ZM100 199V200H101ZM102 199V200H103ZM205 200H206V198H204ZM21 200H22V202H21ZM203 200V199H202ZM202 200H200V202L198 201V203H202V202H204V200L202 201ZM30 201V202H29ZM69 201H68V203H67V206L69 205H71V204H69ZM189 201V200H188ZM196 201V200H195ZM194 201V202H195ZM196 201V202H197ZM43 202H46V201H43ZM206 202H207V200H206ZM236 202V201H235ZM240 200H239V202H238V200H237V202H236V204L238 205V207H240V208H242V204H240ZM260 202V201H259ZM4 203V204H3ZM10 203H8V204H10ZM27 203H25V204H23V205H27V208H26V206L24 207V212L26 211V209H28L29 210V205L27 204ZM193 203V202H192ZM263 202L261 201V204H262ZM47 204V203H46ZM184 204V205H183ZM196 204V203H195ZM227 204H229V206L227 207L226 205H225V207H227L228 208V212H229V210H231V201H228V203ZM239 204H240V206H239ZM66 205V204H65ZM183 205V206H182ZM197 205V204H196ZM199 205V204H198ZM219 206V207H218ZM252 207V206H251ZM251 207H250V209H251ZM262 207H263V209H264V204L262 205ZM67 208H70V207H67ZM150 208H151V210H153L154 212H152L151 210H150ZM187 208H188V206H187ZM201 208V207H200ZM220 208V209H219ZM226 208V209H227ZM155 209V210H154ZM223 209V208H222ZM26 211L27 213H29V214H31V212H30V210L29 211ZM149 210L152 212H149ZM159 210V209H158ZM161 210V209H160ZM159 210V211H160ZM200 210H202V209H200ZM247 210L248 211H250L248 208H247ZM252 210V209H251ZM161 211H163V210H161ZM197 210H194V212H196ZM221 211V210H220ZM242 211V210H241ZM25 212V213H26ZM164 212V211H163ZM172 212V213H171ZM246 212V211H245ZM168 213V214H167ZM156 214H158V213H156ZM167 214V215H166ZM229 214H231L230 212H229ZM228 214V215H229ZM250 214H252V212H249V215ZM258 214V213H257ZM148 215V214H147ZM169 215V216H168ZM21 217H20V221H19V227L18 228H16V227H14V226H12L11 224H10V217L9 216H7L6 217V219L9 221V224H8V230L6 231V233L4 234V239L5 240H8V241H10L11 243H12V247H13V251H15L14 253L16 254V256H18V257H21V255H22V258L24 259V261H25V264H29V263H31V264H33L34 262V264H58V262H59V260H54V257H53V255H49V256H47V259H45V260H43V261H37V260H39V258H40V256H42L43 254L42 253H40V252H42V250H43V248H44V246H43V244H44V242L42 241V239L40 238H38L37 237V235L35 236V235H33V233H31L30 231H28L27 229L31 226H29L27 229H24L25 227H27L26 226V224H28L29 225V223L30 224H32L31 222V220H30V222L28 223V218H27V216H26V214H22V215H20ZM132 216V215H131ZM130 216V213L128 214L127 213V215H126V226H127V230H129V232H130V234H131V237H132V241H133V244H135L136 246H137V248H138V250H139V252H138V254H143V252H144V244L142 243V236L140 235L141 233L139 232L140 230H138V228H137V225H135V223L137 222L136 221V219H134L133 218V216L131 217ZM152 216V215H151ZM154 216V215H153ZM149 217V216H148ZM169 217H171L172 219L170 220L169 219ZM259 217V218H258ZM228 218V219H227ZM261 218V219H260ZM148 219V218H147ZM153 219H155V217H153ZM148 220H150V218L148 219ZM244 220V219H243ZM135 221V222H134ZM152 221H155V220H152ZM147 222V221H146ZM146 222H144L143 223V225L142 226H144V229L145 230H147V232L149 231L148 230V224H149V222H151V220L148 222V224L146 223ZM151 224H152V222H151ZM157 223H155L154 222V225H156ZM25 227H24V226ZM97 223L95 222L94 224L93 223H91V224H86V222H82L81 221V228L83 229V235H85V238H86V240H87V238H89V237H92V240H93V238H94V240H96V242L95 241H91L90 239L89 240H85V242H82L83 240L82 239H80L79 238V236H77V234H76V229H75V227H72L69 231H70V240H71V242H72V246H73V248L76 250V251H78V253H80V252H82V249L83 248H85V250H87V254H88V256L89 257H91V258H94V256H96L97 254H99V253H97L100 249H101V246H102V244H104L103 242L104 241H106V240H108L109 239V237H105L104 236V234L103 233H101V230L99 229V227H97ZM21 226V227H20ZM23 226V227H22ZM174 226V225H173ZM143 228V227H142ZM241 228V227H240ZM237 229L238 231H237V237L239 238L240 236L241 237H243L242 235V233H244V228H241V229ZM30 229V228H29ZM172 229V227H170L169 228V230H171ZM182 229H183V231H182ZM243 229V230H242ZM260 229H262V231H263V233L261 234L260 232H259V230ZM24 230V231H23ZM25 230H27V233L28 232H30L29 234H26L25 233ZM100 230V231H99ZM144 230V231H145ZM168 230V229H167ZM174 230H175V228H174ZM243 232H242V231ZM261 231V232H262ZM146 231H145V233L148 235V233H147ZM176 232V233H175ZM240 232H242V233H240ZM202 233H204V235L202 234ZM254 233V234H253ZM255 233H256V236H255ZM100 234H103V235H100ZM145 234V235H146ZM186 234H183L184 236H186ZM146 235V237L148 238V236H150V235H148L147 236ZM6 236V237H5ZM24 236V237H23ZM94 236H98V238L97 237H94ZM145 237V236H144ZM205 237V238H204ZM25 238V239H24ZM101 238V239H100ZM244 238H246V236L244 237ZM257 239V241H256V239ZM103 239V240H102ZM122 239V240H121ZM119 241H118V245L119 246H128V245H125V244H127V243H124L125 241H124V239L123 238H121ZM151 238L149 237L148 238V240H147V242H149L148 243V245L149 246H151L152 247V245H150L151 244V240H150ZM200 239V240H201ZM90 243H89V242ZM103 241V242H102ZM109 241H110V239H109ZM108 241V242H109ZM197 241V240H196ZM238 241H239V239H238ZM3 242V241H2ZM54 242H56V243H58V245L60 246V245H62L61 244V242H59L58 240L57 241H54ZM93 242V243H92ZM95 242V243H94ZM111 242L113 243V240H111ZM180 242V241H179ZM85 243V244H84ZM102 243V244H101ZM107 243V242H106ZM172 243V242H171ZM195 243H197V245H198V242H195ZM201 243V244H200ZM249 243V244H248ZM101 244V245H100ZM173 244V245H174ZM239 243H237V245H238ZM4 245V244H3ZM85 246V247H84ZM2 247H4L5 248V245L4 246H2ZM29 249H31L30 251H33V253H30V251H29ZM193 250V249H192ZM195 250V249H194ZM100 253H101V251H99ZM194 252H195V254H194ZM145 253V252H144ZM34 254V255H33ZM51 254V253H50ZM96 254V255H95ZM212 254V255H211ZM34 256V258H33V256ZM137 257H141V255L140 256H138L137 255ZM201 257H202V259H201ZM32 258L33 259H36L35 261L34 260H32ZM211 258V259H210ZM123 260H121V264H136L137 263V260H135L134 258L132 259V258H130L129 256H128V258L125 256L124 258H122ZM210 259V260H209ZM204 260V259H203ZM37 261V262H36ZM49 261V263H47ZM135 261H136V263H135ZM199 262V263H200ZM59 264H60V262H59ZM138 264V263H137ZM155 264V263H154ZM181 264V263H180Z\"/></svg>",
  "mask_w": 264,
  "mask_h": 264
}]
</instances>
